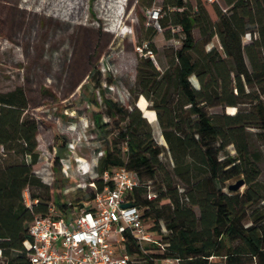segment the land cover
<instances>
[{"label":"trees","instance_id":"1","mask_svg":"<svg viewBox=\"0 0 264 264\" xmlns=\"http://www.w3.org/2000/svg\"><path fill=\"white\" fill-rule=\"evenodd\" d=\"M46 1L40 12L70 19ZM140 1L150 5L153 0ZM222 1L228 9L216 7L213 20L201 0L195 6L164 0L158 25H170L166 36L179 35L181 46L166 49L161 69L149 56L138 58L136 97L145 106L149 102L164 144L136 100L128 106L107 102L115 127L96 166V191L105 186V172L119 167L136 172L141 184L130 200L143 209V221L156 237V242L140 243L125 231L118 249L129 254V264H166V259L264 264V184L259 180L264 161V0ZM246 34L249 43L243 42ZM215 35L219 45L206 51ZM149 50L158 52L151 41ZM246 87L260 94L246 92ZM241 104L249 108H238ZM27 106L22 87L0 92V153L21 157L0 163V264H30L25 244L31 240L29 225L50 209L39 194H31V206L25 200L31 188L49 189L32 168L39 157L38 123L25 113ZM217 106L238 109L208 111ZM100 116L96 113L94 120L102 130ZM252 135L261 140L260 149H253ZM230 145L235 155L224 153ZM241 178L244 191L228 190V181ZM151 191L154 199L148 197ZM95 192L84 204L89 209ZM57 205L66 212L67 204Z\"/></svg>","mask_w":264,"mask_h":264},{"label":"rangeland","instance_id":"2","mask_svg":"<svg viewBox=\"0 0 264 264\" xmlns=\"http://www.w3.org/2000/svg\"><path fill=\"white\" fill-rule=\"evenodd\" d=\"M43 1L0 0V92L22 87L28 99L25 113L38 123L39 157L32 168L49 189L31 188L25 192L26 202L32 204L31 194H39L41 200H47L58 213L68 217L82 204L89 205L96 191L89 185L90 176L77 171L74 158L90 160L95 151L104 149L115 127L107 111V102L128 106L136 100L142 114L149 117L150 120L146 118L153 126L156 139L164 144L158 137V122L154 111L148 108L149 102L145 106L139 101L141 96L137 100L136 68L141 56H149L159 69L161 65L166 66V49L179 48L181 40L179 35L166 36L165 31L171 28L170 25L163 29L148 22L147 9L153 5L161 8L164 0H153L150 5L140 0L46 1L53 6L57 4L53 10L67 13L68 20L40 12ZM187 1L196 5V0ZM201 1L211 18L216 20V7L222 9L220 4ZM221 3L227 7L222 0ZM176 29L174 32L179 31ZM193 34L200 39L197 28ZM150 41L156 46L157 53L150 56L137 50V46L149 45ZM243 42H250L248 34L243 37ZM215 45L219 43L214 36L206 45V51ZM192 82L198 85L196 78H192ZM248 91L260 94L256 88L246 87ZM238 108L249 107L241 104ZM238 108L217 106L208 111L233 113ZM96 113L101 115L104 123L102 130L95 125ZM77 133L87 134L88 139L71 152L68 143ZM251 145L257 150L262 142L252 135ZM224 153L235 155L234 146H228ZM20 158L13 153H0V163ZM259 168V180L264 184L263 160ZM238 180L228 181L226 185ZM83 183L87 186L78 187ZM245 189L246 185L240 191ZM57 202L67 204L66 212ZM113 240L115 242V236ZM116 246L118 249L120 244Z\"/></svg>","mask_w":264,"mask_h":264},{"label":"built area","instance_id":"3","mask_svg":"<svg viewBox=\"0 0 264 264\" xmlns=\"http://www.w3.org/2000/svg\"><path fill=\"white\" fill-rule=\"evenodd\" d=\"M210 1L218 2L224 12L228 9L223 7L221 0ZM147 13L148 22L157 27L161 8L153 5ZM215 38L219 43L217 35ZM137 50L152 56L148 43L137 46ZM158 137L163 139L160 132ZM87 139V134L77 133L68 143V150L74 152ZM103 153V149L95 151L90 160L74 158L77 171L90 176L89 185L94 189V180L98 177L96 166ZM102 178L105 186L95 192L92 209L79 207L75 214L64 217L55 206H50L48 215L33 219L29 225L31 240L25 243L30 264H129V254L116 246L125 240V231H130L140 243L156 242V237L143 221V209L130 200L129 195L141 184L139 175L126 167H119L112 174L105 172ZM108 181H112V186ZM86 186L87 183L78 184L80 188ZM148 197L154 199L156 194L151 191ZM128 202L133 205L123 207ZM26 204L31 206L29 202ZM165 263L180 264L177 259H166Z\"/></svg>","mask_w":264,"mask_h":264},{"label":"water","instance_id":"4","mask_svg":"<svg viewBox=\"0 0 264 264\" xmlns=\"http://www.w3.org/2000/svg\"><path fill=\"white\" fill-rule=\"evenodd\" d=\"M245 185V181H244V179L243 178H241V179H239L236 183H234V184H230L229 186H228V190H231V191H238V190H240V188L242 187V186H244ZM133 204L132 203H125V204H123V207H130V206H132ZM84 207V204H82L81 206H80V208H83Z\"/></svg>","mask_w":264,"mask_h":264}]
</instances>
